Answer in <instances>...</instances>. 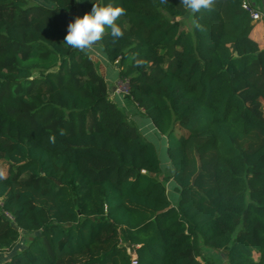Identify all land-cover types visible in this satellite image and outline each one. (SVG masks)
Instances as JSON below:
<instances>
[{"label":"trees","instance_id":"1","mask_svg":"<svg viewBox=\"0 0 264 264\" xmlns=\"http://www.w3.org/2000/svg\"><path fill=\"white\" fill-rule=\"evenodd\" d=\"M43 1L0 0V252L32 236L0 264H214L203 247L264 264V48L243 7L264 0H214L190 30L181 0H100L126 10L100 44L167 136L168 175L88 51L63 44L92 0Z\"/></svg>","mask_w":264,"mask_h":264},{"label":"rangeland","instance_id":"2","mask_svg":"<svg viewBox=\"0 0 264 264\" xmlns=\"http://www.w3.org/2000/svg\"><path fill=\"white\" fill-rule=\"evenodd\" d=\"M255 1L259 6L261 0H255ZM29 2L33 4L38 3V4L47 5V3L43 0H29ZM74 16L77 17L79 15L74 13ZM263 18L264 17L258 20V22L261 23L262 22L261 20H263ZM181 24L185 29L190 30L192 28L193 19L191 12H189L188 16L181 19ZM263 39H264V32H263ZM88 53L91 56V58L94 60L95 67L98 69L99 73L104 77V79L107 82L108 88L110 89L111 100L116 102L118 106L129 116L131 122L133 124L138 125L141 132L156 145L161 162V168L163 173L162 175L170 174L172 172L173 167L171 165L170 158L167 153V147H168L167 136L160 134L156 130L150 118H148L145 114H143L138 108V106L130 99V97L128 96L127 82L119 78L118 66L113 65L106 60L103 54V49L101 44L99 43L98 45H96L92 50L88 51ZM151 129L153 130L152 132ZM147 131L151 132V134H149ZM185 132L186 130L184 128L177 127L174 131V134L175 136H179L180 134H184ZM0 165L2 169V174H7V172L9 171V163H6L5 161L0 159ZM175 187H177V184L173 180L168 181L167 183L168 194L174 203L177 202L179 197L177 189ZM29 237L32 236L23 234L21 236V240L18 243L17 247L10 249L7 252H0V262L8 259L10 255L16 250H19L23 248V246H26ZM203 254L207 259L214 262V264H227L225 254L223 252H215L213 250L203 247ZM254 254L256 258L259 257V254L257 252H255ZM135 258L136 257L134 254L133 264H135Z\"/></svg>","mask_w":264,"mask_h":264},{"label":"clouds","instance_id":"3","mask_svg":"<svg viewBox=\"0 0 264 264\" xmlns=\"http://www.w3.org/2000/svg\"><path fill=\"white\" fill-rule=\"evenodd\" d=\"M166 2L167 0H161V3ZM213 3L214 0H181L180 5L192 14H196L202 9L210 10ZM125 14L126 10L121 6L92 0L91 11L82 17L77 16L74 21L68 24L63 44L81 52L90 51L103 40L106 29L111 30L110 34L114 40H119L123 38L124 31L117 21ZM60 135H66L64 129H60ZM55 139V135L49 137L52 143H55Z\"/></svg>","mask_w":264,"mask_h":264},{"label":"crops","instance_id":"4","mask_svg":"<svg viewBox=\"0 0 264 264\" xmlns=\"http://www.w3.org/2000/svg\"><path fill=\"white\" fill-rule=\"evenodd\" d=\"M262 22L259 23L258 21H254L256 23L253 31H252V37L259 41L260 45L264 48V39H263V32H264V18L261 20ZM153 130L151 129V132ZM149 134L151 132L147 131Z\"/></svg>","mask_w":264,"mask_h":264},{"label":"built area","instance_id":"5","mask_svg":"<svg viewBox=\"0 0 264 264\" xmlns=\"http://www.w3.org/2000/svg\"><path fill=\"white\" fill-rule=\"evenodd\" d=\"M243 7L250 12V15L252 17L253 21H258L260 20L262 17H264L263 13L256 10L249 1H244L243 2ZM136 257V256H135ZM134 261V259H133ZM135 263H136V258H135Z\"/></svg>","mask_w":264,"mask_h":264},{"label":"water","instance_id":"6","mask_svg":"<svg viewBox=\"0 0 264 264\" xmlns=\"http://www.w3.org/2000/svg\"><path fill=\"white\" fill-rule=\"evenodd\" d=\"M136 264V263H135Z\"/></svg>","mask_w":264,"mask_h":264}]
</instances>
